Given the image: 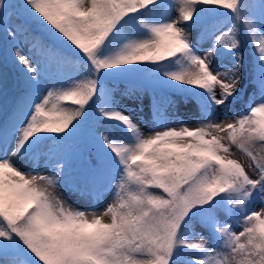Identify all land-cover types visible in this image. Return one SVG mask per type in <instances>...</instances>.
<instances>
[{
    "label": "snow or ice",
    "instance_id": "1",
    "mask_svg": "<svg viewBox=\"0 0 264 264\" xmlns=\"http://www.w3.org/2000/svg\"><path fill=\"white\" fill-rule=\"evenodd\" d=\"M221 16L228 29L201 55L191 30ZM0 27L29 44L32 56L20 47L12 55L31 89L42 67L67 70L28 101L11 139L0 129L3 264H264V206L251 207L264 205V0H0ZM241 35L256 54L260 98L229 119ZM225 53L231 65L214 64ZM133 74L183 91L199 109L198 126L169 127L153 100L157 119L145 133L105 87ZM93 115L100 127L89 168L108 175L112 193L102 209L63 198V158L47 174L31 167L51 161L53 145ZM233 147L247 165L232 158ZM103 187L78 190L98 205Z\"/></svg>",
    "mask_w": 264,
    "mask_h": 264
},
{
    "label": "rangeland",
    "instance_id": "2",
    "mask_svg": "<svg viewBox=\"0 0 264 264\" xmlns=\"http://www.w3.org/2000/svg\"><path fill=\"white\" fill-rule=\"evenodd\" d=\"M259 2L260 1H258V3ZM176 15L177 13L174 11L172 13L173 18H175ZM19 22L20 21L15 18L13 19V25ZM228 27L229 24L227 19L222 17L220 20L208 26L203 24L191 30V37L193 41L198 42V46L202 50L201 55H203L204 51L212 44V34H219L217 30L225 31ZM12 30L15 31L14 26ZM0 31L4 33L3 37L7 38L2 27H0ZM1 41L4 43L3 38H1ZM10 41L12 42V49L14 47H20L27 55H33L29 51L30 46L23 35L17 34L16 40ZM241 45L242 47L240 48V53L243 58V67L241 70L242 80L240 93L237 100L233 101L230 105L231 111L229 112V119H231L232 112L243 111L247 107L250 100H258L260 98V88L255 73L256 56L250 58L246 52L247 49H252V45L250 43H246L245 40H242ZM243 49L245 51H243ZM0 51L1 53L6 54L7 47L1 46ZM33 59H35L34 56ZM231 63L232 56L228 53H225L219 58H214V64L217 65H231ZM4 66L11 71V75H13L16 80L26 82L15 58L8 62V66L4 63ZM251 71H254V73ZM4 72L6 73L7 70ZM66 75L67 70H60L54 65L48 67L47 69L42 67L40 83L35 89H32L30 95L15 101L11 105L7 103L3 109H0V113H3V117L0 116V129H3L5 126L8 128L9 139H11L13 124L18 120L23 119L24 113L27 112L28 101L34 98L35 95L39 94L41 91L46 90L53 83L66 78ZM105 87L113 93L116 105L123 109L126 114L133 119V121L139 124L145 133L154 129L155 121L157 119L154 115L155 107L152 103L153 100L161 102L162 121L169 127L179 128L183 125H187L190 128H194L199 124L200 113L193 100H190L188 96L182 95L179 92L170 90H176L175 88H161L159 85L148 81L140 74L118 77L110 81H106ZM214 119L215 122L224 120L223 108L216 112ZM99 127L100 124L96 120L95 115H93V117L82 126L80 131L73 138L63 144L53 145L56 149L57 155L54 156L51 161L42 158L39 159L36 164L31 166L34 167L36 171L45 172L46 168H55L56 159L63 158L66 160L67 167L65 169L64 187L61 189V194L69 204L76 207L95 206L98 207V209H102L104 204L112 197V193L108 190V188L103 187L107 183L109 178L108 175L95 171L94 169L90 170L89 168L91 161L97 158L96 147L93 143L92 134ZM232 152V158L247 165V159L240 151L233 147ZM45 174L47 173L45 172ZM93 181L95 182V186L97 188L103 187L102 199L98 205L91 196L82 195L81 191L78 190L85 189L86 187L90 188ZM262 206L264 205H261L258 200L251 205V207L257 211H259ZM237 231H239V228H237ZM0 264H3V258H0Z\"/></svg>",
    "mask_w": 264,
    "mask_h": 264
},
{
    "label": "trees",
    "instance_id": "3",
    "mask_svg": "<svg viewBox=\"0 0 264 264\" xmlns=\"http://www.w3.org/2000/svg\"><path fill=\"white\" fill-rule=\"evenodd\" d=\"M18 2V0H17ZM248 3L251 4H258V0H247ZM219 18L215 17H206L205 19V25L210 24L211 22L214 23ZM4 33L0 31V48L1 46L7 47V53H1L0 51V109H3L9 103V105L13 104L15 101L25 98L26 96H29L32 89L29 87L27 82L15 80L13 78V75H11V71L8 70L6 66H4V63L8 66V62L13 60L12 55V48H11V41L8 38L3 37ZM243 36L246 40V36ZM240 36V40H241ZM1 38L4 39V43L1 41ZM249 56L252 58L255 57L256 54H254V51H248ZM55 66V65H54ZM7 70V74L4 72ZM4 89V90H2ZM176 91H179L176 89ZM181 94L186 95L183 91H180ZM1 117H3V113H0Z\"/></svg>",
    "mask_w": 264,
    "mask_h": 264
}]
</instances>
